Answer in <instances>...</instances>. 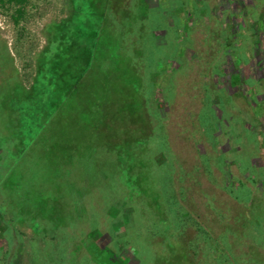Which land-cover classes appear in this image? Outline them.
<instances>
[{"label": "rangeland", "instance_id": "1", "mask_svg": "<svg viewBox=\"0 0 264 264\" xmlns=\"http://www.w3.org/2000/svg\"><path fill=\"white\" fill-rule=\"evenodd\" d=\"M218 2L0 6V264H264V0Z\"/></svg>", "mask_w": 264, "mask_h": 264}, {"label": "trees", "instance_id": "2", "mask_svg": "<svg viewBox=\"0 0 264 264\" xmlns=\"http://www.w3.org/2000/svg\"><path fill=\"white\" fill-rule=\"evenodd\" d=\"M21 2V0H0V6H4V5H13V6H15V5H18L19 3ZM226 2V3H225ZM227 4L229 5V6H227ZM234 4V0H219V2H218V7H217V9H218V11H224V13H228V12H230V10L231 11H234L235 10V8H234V6L233 7H231L232 5ZM243 5V4H242ZM250 7L251 6H253V4H250L249 5ZM244 8H243V12H244ZM233 16V15H232ZM263 18V17H262ZM256 23H258L259 25L261 24L262 26H261V28H264V20H260V21H256ZM251 27H252V25H250ZM255 31V30H254ZM253 32V31H252ZM255 32H257V31H255ZM255 32H253V34H255ZM260 42H262L261 40L258 42V44L257 45H259L260 44ZM258 47V46H257ZM256 47V50L258 51V48ZM256 56V55H255ZM231 75H233V74H230L229 75V79L231 78ZM230 87V89H231V91H230V93H232V94H234V95H236V96H239V94L238 93H236L237 91L234 89V87L235 86H232V88H231V86H229ZM76 108H72V109H70V111L69 112H76V113H78V114H83L84 113V111L85 110H78V111H76L75 110ZM90 113V112H89ZM260 183V182H259ZM260 187H261V184H260Z\"/></svg>", "mask_w": 264, "mask_h": 264}]
</instances>
